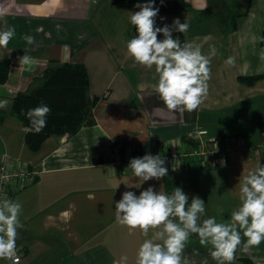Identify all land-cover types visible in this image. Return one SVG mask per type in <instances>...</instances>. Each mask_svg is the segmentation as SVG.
Listing matches in <instances>:
<instances>
[{
  "label": "crops",
  "instance_id": "obj_1",
  "mask_svg": "<svg viewBox=\"0 0 264 264\" xmlns=\"http://www.w3.org/2000/svg\"><path fill=\"white\" fill-rule=\"evenodd\" d=\"M146 2L0 0V31L16 29L8 47L0 49V61L10 62L8 78L0 83V100L11 101L9 108H0V161L35 172L29 185L6 190V199L22 205L19 264H118L122 255H127V264H135L137 249L152 230L145 237L117 222L115 203L122 193L139 195L152 186L170 194L178 186L189 200L197 196L205 201L201 220L227 222L239 204L233 191L240 175L255 161L264 163V41L259 39L264 0H186L187 7L176 13H158L157 27L187 18L188 31L172 33L181 43L200 45L205 55L211 46L216 49L208 94L192 112L169 111L152 88L154 68L136 63L127 53L126 42L138 34L130 13ZM232 13L240 14L235 27H221L218 18ZM25 34L35 42L24 41ZM157 36L163 39L162 33ZM23 55L33 64L20 63ZM229 56L236 58L233 67L224 63ZM52 61L83 64L89 93L101 100L75 134L51 136L31 151L24 142L26 128L10 109L15 95L35 88ZM255 75L263 76L252 84L239 80ZM213 139L221 151L209 141ZM201 145L206 147L203 156L186 155ZM174 150L179 156L166 158L168 174L161 179L141 183L125 166L146 153L163 157ZM241 236L233 264H264V241L245 252L247 238ZM190 237L185 255L194 264L205 257L216 264L198 237ZM0 264L11 262L0 259Z\"/></svg>",
  "mask_w": 264,
  "mask_h": 264
},
{
  "label": "clouds",
  "instance_id": "obj_2",
  "mask_svg": "<svg viewBox=\"0 0 264 264\" xmlns=\"http://www.w3.org/2000/svg\"><path fill=\"white\" fill-rule=\"evenodd\" d=\"M163 3V0H161ZM139 11L130 13L129 22L135 26L137 35L126 42L128 55L146 68H154L156 83L152 85L159 100L169 111L192 112L197 109L208 94V81L211 78V60L216 49L211 46L205 55L200 45L192 42L181 43L173 38L174 31L186 33L189 29L187 18L183 23L175 18L172 25L156 26L155 18L159 9L153 0L137 3ZM164 18L161 17V20ZM158 33L163 39L158 40ZM16 35L14 26L0 31V49L7 48ZM22 39L28 44L35 42V37L25 34ZM264 41V37L259 38ZM26 66L33 64L28 55L19 58ZM264 60V50L260 52ZM225 65L233 67L234 56H229ZM11 101L0 100V108L7 109ZM51 108L41 102L25 112L30 122V130L40 133L47 126V116ZM166 158L160 154L146 153L142 157L130 159L128 168L141 183L151 179H161L168 174ZM233 197L239 204L231 212L227 222H218L215 217L201 220L205 214V201L197 196L189 200L180 187H175L170 194L155 191L152 186L136 195L132 191L122 193V198L115 203L117 222L130 230L139 229L146 238L136 252L135 264H194L185 255V248L191 235L195 234L199 244L208 249V255L216 264H233L235 253L242 243L241 232L246 237L243 251L259 246L264 241V163L254 162L246 173L240 175L233 191ZM21 203L4 199L0 202V259L19 264L17 256L18 229L23 228L19 217ZM195 254H199L194 250ZM127 255H122L118 264H127ZM200 264H208L205 257Z\"/></svg>",
  "mask_w": 264,
  "mask_h": 264
},
{
  "label": "trees",
  "instance_id": "obj_3",
  "mask_svg": "<svg viewBox=\"0 0 264 264\" xmlns=\"http://www.w3.org/2000/svg\"><path fill=\"white\" fill-rule=\"evenodd\" d=\"M142 0H112L113 3L139 2ZM159 13H176L187 7L186 0H153ZM219 17L220 26L230 29L235 27V20L240 15ZM226 31V30H225ZM264 37V33H263ZM10 62L0 61V83L8 78ZM263 76V75H262ZM240 77V81L252 84L262 77ZM101 98L89 93L88 73L81 63L49 62L39 77V84L29 90L18 92L13 98L10 114L21 121L26 128L24 142L31 151H38L43 142L51 136L73 135L93 116V110ZM41 102L51 108L47 116V126L40 132L30 130V122L25 112Z\"/></svg>",
  "mask_w": 264,
  "mask_h": 264
},
{
  "label": "built area",
  "instance_id": "obj_4",
  "mask_svg": "<svg viewBox=\"0 0 264 264\" xmlns=\"http://www.w3.org/2000/svg\"><path fill=\"white\" fill-rule=\"evenodd\" d=\"M205 131H199L200 134H203ZM211 143H213L216 150L221 151L220 144L216 139L209 140ZM208 141V142H209ZM239 146L242 144L239 143ZM206 146V145H205ZM242 147V146H241ZM206 147H203L201 145L198 150H188L186 152L187 156H203L206 153ZM220 149V150H219ZM178 151L174 150L170 153V151H166L164 153L163 158H169V157H178ZM142 157V156H140ZM129 161L125 163V166L128 170ZM35 172L30 170L27 167H23L21 165H10L7 159H4L0 161V202H2L6 197L7 194V188L11 187L12 192H16L19 189H22L23 187L29 185L34 180ZM18 256V255H17ZM19 257V256H18Z\"/></svg>",
  "mask_w": 264,
  "mask_h": 264
},
{
  "label": "rangeland",
  "instance_id": "obj_5",
  "mask_svg": "<svg viewBox=\"0 0 264 264\" xmlns=\"http://www.w3.org/2000/svg\"><path fill=\"white\" fill-rule=\"evenodd\" d=\"M241 142V140H239ZM194 235V234H193ZM191 238V237H190ZM192 239V238H191Z\"/></svg>",
  "mask_w": 264,
  "mask_h": 264
}]
</instances>
